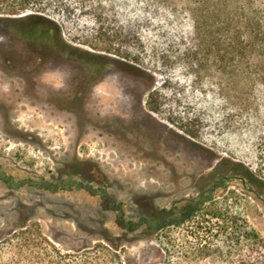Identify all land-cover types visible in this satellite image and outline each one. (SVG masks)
<instances>
[{
    "label": "rangeland",
    "instance_id": "rangeland-1",
    "mask_svg": "<svg viewBox=\"0 0 264 264\" xmlns=\"http://www.w3.org/2000/svg\"><path fill=\"white\" fill-rule=\"evenodd\" d=\"M0 16V249L27 225L44 252L108 260L115 245L121 264H159L165 232L213 224L205 212L215 209L264 238V88L244 107L209 84L175 98L164 89L177 114L206 120L191 139L147 106L166 69L150 78L98 54L73 23L61 27L69 47L41 21ZM222 157L242 160L260 182L222 168Z\"/></svg>",
    "mask_w": 264,
    "mask_h": 264
},
{
    "label": "trees",
    "instance_id": "trees-1",
    "mask_svg": "<svg viewBox=\"0 0 264 264\" xmlns=\"http://www.w3.org/2000/svg\"><path fill=\"white\" fill-rule=\"evenodd\" d=\"M0 14L20 15L4 17L11 22L41 21L54 28L60 39L55 41L69 47L74 46L65 42L61 27L73 23L83 43L98 54L118 56L129 67L138 64L150 78L166 69L161 87L149 92L147 106L191 139L201 137L206 120L195 112L177 114L179 104L164 89L176 88L175 98L180 88L192 95L194 83L209 84L225 103L239 101L244 107L257 87L264 88V0H0ZM175 68L185 73L182 81ZM230 116L223 114L226 120ZM233 159L222 157L219 163L260 182L242 160ZM207 213L216 219L213 224L203 218L181 236L165 232L159 264H264V238L246 220L220 209ZM186 215L175 226L191 218ZM29 228H17L6 240L0 264H121L115 245L108 260L97 253L78 258L53 246L44 252L37 244L45 238L37 241Z\"/></svg>",
    "mask_w": 264,
    "mask_h": 264
}]
</instances>
